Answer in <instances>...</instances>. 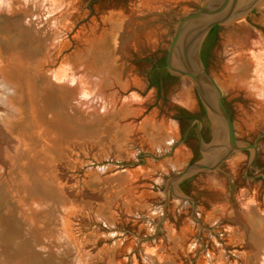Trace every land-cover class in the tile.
<instances>
[{"label":"rangeland","instance_id":"1","mask_svg":"<svg viewBox=\"0 0 264 264\" xmlns=\"http://www.w3.org/2000/svg\"><path fill=\"white\" fill-rule=\"evenodd\" d=\"M38 1L34 26L18 2L14 15L0 11V75L17 79L24 96L16 130L0 129V164L9 159L8 173L0 168V262L264 264V136L251 154L234 150L182 180L189 198L169 191L165 204L168 177L202 157L194 134L181 141L189 120L202 116L210 138L194 83L164 68L178 20L204 0ZM201 51L236 139L253 142L264 132V0L212 27ZM64 76L89 94L100 78L114 110L71 116Z\"/></svg>","mask_w":264,"mask_h":264},{"label":"water","instance_id":"2","mask_svg":"<svg viewBox=\"0 0 264 264\" xmlns=\"http://www.w3.org/2000/svg\"><path fill=\"white\" fill-rule=\"evenodd\" d=\"M254 1L204 0L197 9L182 16L176 24L168 45L164 68L173 75L188 77L194 83L209 121L210 138L202 141L199 133L200 120L194 118L191 123L194 120L198 122L197 137L202 157L168 177L165 182V204L169 191H176L181 199L189 198L180 190L179 184L182 180L199 170L218 168L234 150L246 149L251 154L257 140L264 136V132L258 134L251 143L236 139L231 117L223 102L222 91L207 72L200 55L208 31L216 25L244 16L256 6ZM39 257L35 259L43 260Z\"/></svg>","mask_w":264,"mask_h":264},{"label":"bare ground","instance_id":"3","mask_svg":"<svg viewBox=\"0 0 264 264\" xmlns=\"http://www.w3.org/2000/svg\"><path fill=\"white\" fill-rule=\"evenodd\" d=\"M261 0H255L254 3L255 5L257 6L258 3L260 2ZM16 2H18V4H21L22 6H20L24 11V13L26 15H28V22L31 23V25L33 24H36L38 23L40 20H42V14H44L43 10L39 7L38 4H40V2L38 0H4V2L0 5L1 8H0V11L1 13L3 12H8V13H13L14 10H19V5H16ZM42 10V13H40V9ZM47 9V8H46ZM14 15V13H13ZM45 18V17H44ZM46 21H48L49 17L46 15ZM39 20V21H38ZM33 23V24H32ZM40 25V24H39ZM34 26V25H33ZM21 28V27H20ZM25 30H23V33L18 30V33L23 35L25 32ZM38 33H39V30L36 28V30ZM26 35V34H25ZM18 37V36H17ZM19 38V37H18ZM262 74L264 75V73L262 72ZM61 80V82L65 83L67 82V84H72V91L70 90V92H72V96H68L69 99L67 100V105H69L68 107L70 108V110L72 111V113L70 114L71 116H73L74 113H79L81 116H92V118H95L96 115H100L99 113H111L114 108H113V105L112 102L114 103V99L113 98H110L109 99V104L108 105H104L103 104V96L100 95V93H98L99 91V81H100V78L97 79L96 81V87L94 88V91H93V94H89L85 91H83V86L79 83H77V79L75 80V82H73L72 80H70V78L67 76H64L62 78H59L58 79V82ZM57 81V80H56ZM66 84V85H67ZM69 84V86H70ZM79 86H78V85ZM92 84V83H91ZM64 85V84H63ZM77 86V87H76ZM94 86V85H93ZM90 88V86H89ZM88 88V89H89ZM92 90V89H90ZM75 91V92H74ZM69 92V93H70ZM46 93H48L46 91ZM68 93V92H67ZM68 93V94H69ZM264 94V92H263ZM44 96H47V94H45ZM20 98V100L23 101L24 99V96L22 94V88L21 86L19 85V82L17 79H11V78H6L2 75H0V129L2 128H8L12 131H15L16 128H15V123L13 122H16L14 121V118H16V115L17 113L19 112V108H20V104H15V101H18V99ZM116 109V108H115ZM107 114V113H106ZM104 114V115H106ZM109 115V114H108ZM102 116V114H101ZM23 118V117H22ZM24 122H25V118L23 119ZM23 120L19 121L18 124L19 126L21 125V122H23ZM17 124V125H18ZM5 125V127H4ZM9 125V126H8ZM83 128H86V126H83ZM72 130V129H71ZM67 133V132H66ZM2 134V133H1ZM0 134V138L2 140H5L6 138L4 137V135ZM63 135V134H62ZM11 136V135H10ZM64 137V136H63ZM1 140V141H2ZM166 140V139H164ZM3 142V141H2ZM1 142V143H2ZM164 143V141H163ZM3 144V143H2ZM8 144V143H7ZM5 146V144H3ZM1 149H5V148H1ZM113 149V148H112ZM113 151V150H112ZM1 154V153H0ZM24 158V157H23ZM2 161V159H1ZM8 161L9 159L5 158L1 164H0V168H3L5 174L8 173L7 170V166H8ZM19 163V162H18ZM28 163V162H27ZM26 163V164H27ZM5 165V166H3ZM7 165V166H6ZM176 163L175 162H172V166H175ZM109 166H111L110 164H106V165H102L101 166V170H105L106 168H108ZM6 167V168H5ZM25 170L29 171L30 175L27 174V180L28 181H33L32 180V171L34 169V166L33 164H29L28 166L26 165L25 166ZM24 170V171H25ZM3 173V172H2ZM0 173V174H2ZM13 175V174H12ZM11 176V175H10ZM6 178V176H5ZM26 179V178H25ZM27 184V185H26ZM27 186L29 187V184L26 182L23 183V187L27 188ZM33 186L35 188L36 186V182L34 181L30 187ZM9 193V192H8ZM10 194V193H9ZM20 194V196H24L25 195V190L21 192H18V193H15L16 196H18ZM12 195V194H11ZM25 197V196H24ZM8 199V198H7ZM43 206V207H42ZM41 207L43 209H46L47 206L46 205H41ZM38 209H32L31 210V216L34 215V212H35V216H36V220L39 219L38 218V214L37 212L40 211V209L38 211H36ZM43 211V210H42ZM41 215V214H40ZM232 218V217H231ZM235 222H238L237 224V232H240V226L239 224L241 223V219H242V216L240 215H237V213L235 214ZM234 219V218H233ZM243 221V220H242ZM240 222V223H239ZM243 223V222H242ZM5 226H6V223H5ZM244 226V225H243ZM242 229V228H241ZM20 249H12L13 251L15 252H19L18 254H21V252L23 253L24 251V246H18ZM11 250V252H13ZM26 253L27 255L30 256V258H34L35 259V256H32L31 254H28V252H24ZM21 258V257H20ZM0 264H5V262L1 263Z\"/></svg>","mask_w":264,"mask_h":264},{"label":"flooded vegetation","instance_id":"4","mask_svg":"<svg viewBox=\"0 0 264 264\" xmlns=\"http://www.w3.org/2000/svg\"><path fill=\"white\" fill-rule=\"evenodd\" d=\"M226 109L228 110L227 107H226ZM228 113H229V111H228ZM229 115H230V113H229ZM195 118H198L200 120L199 133H200V136L202 138V141L205 142L203 139H204L205 132L209 130V128H208L209 126L202 116L199 115V116H196ZM193 119H194V117L189 120L187 126L185 127V130L183 133V138H184L183 142H185L190 136H192L194 134L196 139H197V143H199L198 137H197L198 122L191 123V121Z\"/></svg>","mask_w":264,"mask_h":264},{"label":"trees","instance_id":"5","mask_svg":"<svg viewBox=\"0 0 264 264\" xmlns=\"http://www.w3.org/2000/svg\"><path fill=\"white\" fill-rule=\"evenodd\" d=\"M200 55H201V59H202V61H203V57H202V51H200Z\"/></svg>","mask_w":264,"mask_h":264}]
</instances>
